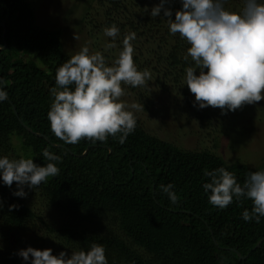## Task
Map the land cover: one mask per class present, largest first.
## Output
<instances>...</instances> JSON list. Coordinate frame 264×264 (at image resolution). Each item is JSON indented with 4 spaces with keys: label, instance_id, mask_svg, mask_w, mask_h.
<instances>
[{
    "label": "trees",
    "instance_id": "16d2710c",
    "mask_svg": "<svg viewBox=\"0 0 264 264\" xmlns=\"http://www.w3.org/2000/svg\"><path fill=\"white\" fill-rule=\"evenodd\" d=\"M99 3L106 20L102 27L118 24L124 16L122 28L130 27L137 40L169 48L164 59L176 78L183 76L188 45L178 34H169L162 13L145 16L141 0ZM128 3L135 5L134 13ZM171 7L174 19L180 4L172 0ZM33 56L38 62L29 58ZM70 56L60 30L36 24L31 2L0 0V80L8 92L0 102V155L18 157L12 136L22 133L34 163H47L45 147L61 156L58 175L34 190L25 188L24 198L0 183V264H23L15 253L29 245L70 254L92 242L104 245L109 264H264V217L257 223L241 216L251 201L234 200L220 210L208 203L202 189L205 170L223 166L242 184L249 171L259 169L228 163L210 150L182 149L148 133L137 117L123 144L109 137L106 143L82 139L66 145L54 136L46 116L50 89L55 69ZM168 183L179 197L176 204L160 189ZM32 194L55 217L49 221L37 211L29 201Z\"/></svg>",
    "mask_w": 264,
    "mask_h": 264
},
{
    "label": "clouds",
    "instance_id": "9594fccd",
    "mask_svg": "<svg viewBox=\"0 0 264 264\" xmlns=\"http://www.w3.org/2000/svg\"><path fill=\"white\" fill-rule=\"evenodd\" d=\"M171 4L172 0H159L149 14L155 18L162 13L169 34H178L188 45L183 56L188 66L182 80L194 94L193 106L218 107L223 114L264 99V0H240L238 10L226 7L228 0H180L174 19ZM102 31L111 38L104 49L113 48L120 28L112 23ZM135 37V32L124 36L110 64L101 51L90 52L83 45L55 69L46 116L51 132L64 144L75 145L82 139L106 143L109 137L123 144L135 130V112L144 107L121 99L123 86L142 87L151 80L150 71L134 62ZM7 99L0 80V102ZM42 156L47 163H34L30 156L0 155V183L10 188L13 196L26 197L25 188L34 190L60 171L57 162L61 156L47 147ZM203 175L207 180L202 189L210 205L223 210L243 198L252 205L242 211L244 221L259 223L264 217V169L249 171L242 184L223 166L205 170ZM160 189L172 204L178 202L172 183L160 185ZM15 254L23 264H109L104 245L96 242L70 254L64 250L53 254L50 247L31 245Z\"/></svg>",
    "mask_w": 264,
    "mask_h": 264
},
{
    "label": "rangeland",
    "instance_id": "374dc122",
    "mask_svg": "<svg viewBox=\"0 0 264 264\" xmlns=\"http://www.w3.org/2000/svg\"><path fill=\"white\" fill-rule=\"evenodd\" d=\"M28 1L35 11L36 24L46 29L60 30L65 52L70 55L87 45L90 52L101 51L110 64L118 54L124 36L133 32L130 27L122 28L125 20L124 16L120 17L116 24L120 28V37L113 48L105 50L104 44L111 41V38L104 36L102 31L109 25L102 27L106 20L102 18L104 12L100 0ZM141 1L148 11L155 3L154 0ZM176 1L180 4V0ZM135 5L138 6V2ZM135 5L133 7L132 3H128L131 13L137 10ZM226 7L236 10V7H241L240 0H228ZM148 11L145 16L150 15ZM85 17H88L87 21ZM165 29L161 30L162 35ZM132 45L134 62L140 69L150 71L151 80L142 87L123 86L125 95L121 99L129 104H143L144 110L135 112V115L148 133L182 149L210 150L228 163L239 162L255 169H264V99L253 104H243L223 114L218 107H194V94L183 84V76L176 78L177 72L174 73L164 59L169 48H158V42L146 38H135ZM29 58L37 61L35 56ZM26 141L22 133L12 136V145L17 155L33 158L32 149ZM30 199V203L46 219L50 221L55 217L51 210L43 206L38 196L32 194ZM27 234L26 239L30 237V233Z\"/></svg>",
    "mask_w": 264,
    "mask_h": 264
},
{
    "label": "water",
    "instance_id": "95a60500",
    "mask_svg": "<svg viewBox=\"0 0 264 264\" xmlns=\"http://www.w3.org/2000/svg\"><path fill=\"white\" fill-rule=\"evenodd\" d=\"M3 48H5V46H3ZM262 242H263V239L262 240H260L258 243H257V245L254 247V249L253 250H255V249H257L261 244H262ZM239 258L240 259H243L244 257L243 256H241L240 254H239Z\"/></svg>",
    "mask_w": 264,
    "mask_h": 264
}]
</instances>
